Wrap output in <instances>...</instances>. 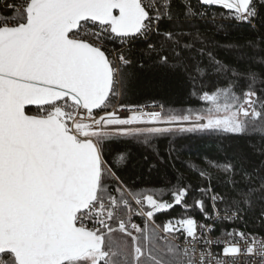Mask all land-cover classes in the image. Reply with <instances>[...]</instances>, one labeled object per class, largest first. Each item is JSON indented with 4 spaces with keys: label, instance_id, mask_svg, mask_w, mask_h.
<instances>
[{
    "label": "snow or ice",
    "instance_id": "1",
    "mask_svg": "<svg viewBox=\"0 0 264 264\" xmlns=\"http://www.w3.org/2000/svg\"><path fill=\"white\" fill-rule=\"evenodd\" d=\"M197 3L205 16L217 8L222 18L264 27V0ZM163 7V0H0V264H240L241 257L264 264V238L233 229L212 239L216 222L253 215L264 227V74L232 72L225 86L201 88V112L128 104L139 70L132 48L140 42L141 55L183 76L193 91L209 71L230 72L210 53L204 64L198 37L181 44L172 31L161 34L160 22L172 15L170 3L168 12ZM193 131L260 141L234 157L239 167L223 166L221 189L200 172L209 183L197 191L211 192V211L202 198L187 204L184 186L171 202L135 190L122 175L131 154L107 151L113 136L148 142ZM237 174L241 182L259 179L242 185ZM180 205L211 225L192 216L156 222Z\"/></svg>",
    "mask_w": 264,
    "mask_h": 264
},
{
    "label": "trees",
    "instance_id": "2",
    "mask_svg": "<svg viewBox=\"0 0 264 264\" xmlns=\"http://www.w3.org/2000/svg\"><path fill=\"white\" fill-rule=\"evenodd\" d=\"M169 3L172 15L160 22V33L172 31L179 36L181 44L185 41L191 43L193 37H198L196 47L205 53L200 58L204 64L207 65L210 53L218 63L230 69V72L221 74L214 70L209 71L203 78V85L197 82L196 90L193 91L192 85L183 76L175 74L158 61L141 55L145 45L140 42L132 48L133 58L139 61V70L135 73L136 79L128 88V104H162L169 114H182L185 110L201 112L206 107L199 99L202 95L201 88L211 92L215 88L225 86L232 72H254L258 76L264 74V27L261 23L252 27L230 18H222L224 14L217 8L207 9L208 15L205 16V8L192 0H171L166 4L163 2L165 12H168ZM196 9L200 10L198 15L194 12ZM261 19L264 22V15ZM236 91L239 94L240 89ZM248 135L252 137L260 133ZM106 143L109 153L126 148L131 154L132 163L122 175L127 184L135 190L152 192L157 198L171 202L170 193L184 186L189 190L185 201L187 204L194 205L196 199L202 198L205 208L211 211V192L197 191L209 183L208 179L201 177L200 172L207 174L213 188L221 189V180L225 177L223 166L233 163L239 167L234 157L253 143L259 145L260 141L210 131H193L157 134L148 137V142H145L143 137L133 139L113 136ZM258 160V155H250L252 164ZM260 166L264 167V163ZM246 167L251 169V164ZM236 179L246 185L249 182L255 184L259 178L245 177L241 182L237 174ZM187 216L194 217L199 223L208 222L198 209L190 207L185 211L182 205L161 212L156 217V222L162 224L168 219ZM233 229L264 236L260 219L253 215H248L243 220L219 222L215 234L225 237V230ZM114 236L120 240L128 239L120 233H115Z\"/></svg>",
    "mask_w": 264,
    "mask_h": 264
},
{
    "label": "built area",
    "instance_id": "3",
    "mask_svg": "<svg viewBox=\"0 0 264 264\" xmlns=\"http://www.w3.org/2000/svg\"><path fill=\"white\" fill-rule=\"evenodd\" d=\"M169 1H171V0H163V2L166 4L167 2H169ZM155 2V1H154ZM154 27H155V25H154ZM119 47V44H117V48ZM142 107H146V110H151V108H152V106H155L156 108H157V110H159V108H160V106H163L162 104H147V105H141ZM112 109L110 108L109 109V111H111ZM119 115H121V116H123L124 115V113H118ZM184 126H190V125H187V124H185ZM116 126H108V129L109 130H113L114 128H115ZM138 127H145V126H143V125H141V126H138ZM133 205H134V201H133ZM213 219H214V217H213ZM244 218H242L241 220H243ZM238 220H240V219H238ZM134 222H136L137 224H141V223H143V220H142V218H140V217H134ZM198 224H204V223H199L198 221H196ZM205 223H208L209 225H211V223H212V221L211 220H209L208 222H205ZM219 222H216L215 223V229H216V225L218 224ZM257 237H260V238H264V236H260V235H256ZM217 238H225V237H222V236H218V235H216L215 234V232L214 233H212V239H217ZM248 259H250V258H248V257H241L240 258V264H244V261L245 260H248Z\"/></svg>",
    "mask_w": 264,
    "mask_h": 264
},
{
    "label": "water",
    "instance_id": "4",
    "mask_svg": "<svg viewBox=\"0 0 264 264\" xmlns=\"http://www.w3.org/2000/svg\"><path fill=\"white\" fill-rule=\"evenodd\" d=\"M192 1H197V0H192Z\"/></svg>",
    "mask_w": 264,
    "mask_h": 264
}]
</instances>
